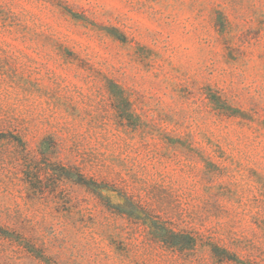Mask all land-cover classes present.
Returning a JSON list of instances; mask_svg holds the SVG:
<instances>
[{"label":"rangeland","instance_id":"1","mask_svg":"<svg viewBox=\"0 0 264 264\" xmlns=\"http://www.w3.org/2000/svg\"><path fill=\"white\" fill-rule=\"evenodd\" d=\"M0 264H264V0H0Z\"/></svg>","mask_w":264,"mask_h":264}]
</instances>
